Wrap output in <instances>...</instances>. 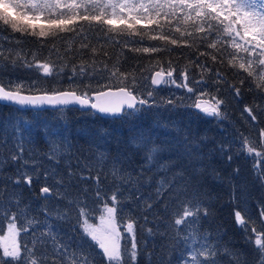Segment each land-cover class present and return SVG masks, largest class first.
I'll use <instances>...</instances> for the list:
<instances>
[{"label":"trees","instance_id":"1","mask_svg":"<svg viewBox=\"0 0 264 264\" xmlns=\"http://www.w3.org/2000/svg\"><path fill=\"white\" fill-rule=\"evenodd\" d=\"M184 39L191 43V38ZM83 43L89 47L82 48L80 38L71 33L38 39L0 25V51L7 57L0 63V81L8 86L23 84L25 92L60 91L70 86L84 91L91 85L88 89L91 94L99 85L109 82V70L115 66L120 72L136 78L135 91L145 96L152 91L155 105L135 116L103 117L77 107L18 110L17 106L0 102V134H7V143L0 147V201L3 202L0 207L7 208L9 215L17 213L18 227L26 225V218L43 221L44 213L40 209L44 205L67 211L69 219L53 221L61 236L70 238L73 248L82 245L83 253L92 259V264H105L100 250L90 247L89 240L82 238L77 224L79 209L68 200L78 198L83 201L80 207H86L93 217L91 221L95 222L100 212L93 210H102L104 201L110 206L109 197L120 185L118 200L121 205L117 218L124 233L122 245L130 248L131 235L125 229L130 220L134 221L138 252L135 264H181V256L187 251L183 236L187 234L188 226H182L177 235L170 225L174 224L182 205L189 202L190 206L200 204L208 209L209 214H201L196 227L201 238L207 236L216 246L217 264H260L264 254L257 250L251 229L264 230V217L260 215L264 209V180L256 172L257 158L243 148V138L247 137L254 148L264 152L260 137V129H264V90L257 88L254 78L246 72L230 67L227 59L208 48L207 43L197 42L191 47L184 43L164 46L160 41L145 37L140 43L125 47L122 43H112L99 30L90 33L89 40ZM148 46H160L165 50L156 53L130 50ZM92 48L97 51L93 53ZM17 53L21 58H17ZM210 54L217 55L216 62ZM34 60L49 63L53 67L52 75L46 76L42 70L25 66V61L31 63ZM197 64L212 69L204 73L206 87L193 84L201 79ZM82 65L84 75H80ZM161 68L165 71L175 69L173 79L176 84L182 83L181 73L187 69L189 85L196 91L188 93L185 88L172 83L160 87L152 85L153 73ZM217 72L223 77L219 84L215 83ZM33 84L35 88H32ZM111 86L123 84L119 79H113ZM237 88L239 96L235 94ZM200 91L224 100L222 118L208 117L194 107ZM169 99L175 104L165 103ZM246 107L256 115L255 122L245 112ZM17 121H30L34 127L38 126L31 140L23 144V157L29 161L27 165L22 160L14 162L11 159L18 152L11 128ZM44 125L58 132L54 138L59 149L58 163L48 158L51 145L42 131ZM152 147H157L158 151L150 165L146 156ZM101 153L106 157L103 161ZM161 165L166 167L161 170ZM114 166L119 167V175L131 173L139 181L138 192L113 175ZM259 168L264 171V158H260ZM53 169L64 178V184L58 187L66 193L67 199L46 201L41 196V187L46 183L53 184L51 179L45 182L43 173ZM24 171L39 174L31 187L23 182H13ZM69 171L74 173L70 180ZM177 173L181 175L177 176ZM97 175L103 200L96 197ZM82 176L88 178L81 179ZM162 180L172 181L173 186L157 198L156 190ZM17 197L20 208L28 209L27 216L20 215L15 204ZM145 200L151 208H147ZM236 211H240L247 231L237 222ZM0 227L3 229L0 235L5 234L7 221H0ZM147 229H152L153 234L149 235ZM32 232L33 229L28 233L21 231L18 240L22 246L32 247ZM2 251L0 249V256Z\"/></svg>","mask_w":264,"mask_h":264},{"label":"snow or ice","instance_id":"2","mask_svg":"<svg viewBox=\"0 0 264 264\" xmlns=\"http://www.w3.org/2000/svg\"><path fill=\"white\" fill-rule=\"evenodd\" d=\"M0 25L7 26L12 32L35 36L38 39L71 33L80 38L82 48L89 47L83 41L89 40L90 33L96 30L102 32L112 43L117 45L122 43L125 47L140 43L145 37L160 41L164 46L184 43L191 47L197 42L207 43L208 48L227 59L230 67L246 72L248 76L254 78L256 87L264 90V0H0ZM176 34L179 36L177 37ZM117 37H125V39L120 40ZM136 37L140 39L137 40ZM184 37L191 38V43ZM130 50L156 53L165 48L148 46L130 48ZM96 51V48H92L93 53ZM16 56L21 58L19 53ZM6 58L0 51V63ZM211 59L216 62L217 55H211ZM25 66L42 70L46 76L52 75L53 72V67L47 62L25 61ZM196 67L201 70V79L193 81V84L206 87L204 73L211 72L212 69L203 64H197ZM174 71V68H169L167 71L161 68L156 71L151 77L152 85L176 84L173 79ZM73 72L75 74V69ZM84 74L85 68L82 65L80 75ZM181 77L182 83L176 86L185 88L188 93H194L196 88L189 85L187 69L181 73ZM113 79H119L123 86L113 88L111 86ZM222 79V74L217 72L215 83L219 84ZM108 81L107 84L99 85L98 90L91 94L88 91L91 85H88L84 91L70 86L69 89L62 91H40L29 95L24 94L26 86L23 84L8 86L0 82V101L21 106L18 110L39 109L45 105L54 108L79 106L81 109H91L111 116H135L156 103L152 91H148L146 96L135 91L136 78L129 73L120 72L118 67L114 66L109 70ZM32 88H35V84ZM219 91L220 89L217 88V92ZM235 94L239 96L238 88L235 89ZM165 103L174 105L175 101L169 99ZM223 103L224 100L217 95L200 91L194 107L208 117L220 119L223 117L221 112ZM245 112L253 122L257 120L251 108L246 107ZM36 127L30 121H17L11 124L13 140L18 148V152L11 157L12 161L22 160L24 165L29 163L23 157V144L26 140H31ZM42 131L51 145L48 158L58 163L59 149L54 139L58 132L47 125L43 126ZM260 137L264 144V129H260ZM5 143H7V134H0V147ZM243 148L249 155L254 154L257 158L256 172L264 180V171L259 168V160L264 158V152L254 148L247 137L243 138ZM221 150L225 149L222 147ZM157 151V147L148 149L146 159L150 165L154 162ZM100 159L102 161L106 159L103 153ZM32 163L36 165L35 161ZM165 167L160 166L161 170ZM119 173V167L114 166L113 175L122 180L123 184L139 191L136 187L139 181L131 173L124 176ZM43 175L45 182L51 179L53 184L46 183L41 187L42 198L46 201H51L53 198L67 199L66 193L61 192L58 187L64 184V178L55 169L45 170ZM73 175L74 173L69 171V180ZM34 178L39 179L38 172L32 175L24 171L20 172L13 182L15 184L23 182L31 187ZM87 178L81 177V179ZM95 182L96 197L98 200H103L98 175L95 177ZM172 186V181L167 183L160 181L156 190L157 198ZM120 187L118 185L109 197L111 206L108 201H104L102 210H93L100 212L98 223H92L93 217L90 211L86 207H80L83 201L78 198L68 200L70 205L74 204L79 209L77 224L81 228L82 238L89 240L90 247H97L100 250L99 254L104 258L105 264H126L128 261L135 264L138 255L134 221L130 220L125 229L131 235L130 248L121 243L124 233L121 232V224L117 218L118 206L121 205V201L118 200ZM128 198L131 199V196ZM2 203L0 201V205ZM144 203L147 208L152 207L147 200ZM15 204L20 215L27 216L28 209L20 208L18 197L15 198ZM40 211L44 213L43 221L34 217L26 218V225L18 227L17 213L13 212L9 215L7 208L0 207V221H7V232L0 235V249L3 250L0 264H92V259L83 253L82 245L78 244L73 248L70 238L64 239L53 222L69 219L68 212L59 208L49 209L47 205L42 206ZM201 214L207 216L208 209L202 208L200 204L190 206L189 202L182 205L174 219V224L170 225L174 227L177 235H180L182 226H188V232L183 236L187 251L181 256V264H217L216 246L208 241L207 236L201 238L198 235L196 225ZM260 215L264 217V209L261 210ZM235 218L247 231L246 222L240 211L235 212ZM145 220L147 222V218ZM30 229H33L34 236L31 248L27 244L22 246L18 240L21 231L28 233ZM0 231H3L2 227ZM251 231L255 234L254 244L257 250L264 254V230L258 231L253 227ZM147 232L149 235L153 234L152 229H147ZM40 249H44L43 252ZM260 264H264V255Z\"/></svg>","mask_w":264,"mask_h":264},{"label":"water","instance_id":"3","mask_svg":"<svg viewBox=\"0 0 264 264\" xmlns=\"http://www.w3.org/2000/svg\"><path fill=\"white\" fill-rule=\"evenodd\" d=\"M159 71V70H158ZM155 73V72H154ZM153 73V74H154ZM1 82V81H0ZM163 84H160V85H154V86H157V87H159V86H162ZM121 87V86H120ZM113 88H118V87H113ZM64 90H66V89H64ZM60 91H62V90H60ZM38 92H25L24 91V94H26V95H29V94H37ZM1 103H3V104H10V103H8V102H2V101H0ZM10 105H14V104H10ZM14 106H17V105H14ZM17 107H21V106H17ZM68 107H77V108H79V109H81L79 106H68ZM58 108H62L61 106H56L55 108L54 107H52V106H47V105H45V106H42V107H40L39 109H36V108H24V109H36V110H43V109H58ZM81 110H91V109H81ZM92 111H94L95 113H97L98 115H100V116H103V117H121V116H111V115H106V114H101V113H98V112H96L95 110H92Z\"/></svg>","mask_w":264,"mask_h":264},{"label":"rangeland","instance_id":"4","mask_svg":"<svg viewBox=\"0 0 264 264\" xmlns=\"http://www.w3.org/2000/svg\"><path fill=\"white\" fill-rule=\"evenodd\" d=\"M111 206V205H110ZM99 217V216H98ZM98 217H97V219H98ZM92 223H98L99 222V219L97 220V221H95V222H93V221H91ZM122 232V231H121ZM121 243H122V241H121Z\"/></svg>","mask_w":264,"mask_h":264},{"label":"bare ground","instance_id":"5","mask_svg":"<svg viewBox=\"0 0 264 264\" xmlns=\"http://www.w3.org/2000/svg\"><path fill=\"white\" fill-rule=\"evenodd\" d=\"M156 71H158V70H156ZM156 71H155V72H156Z\"/></svg>","mask_w":264,"mask_h":264}]
</instances>
